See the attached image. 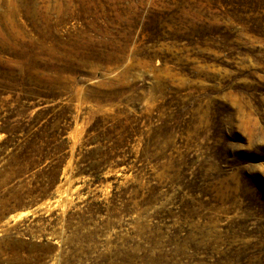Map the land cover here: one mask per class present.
I'll use <instances>...</instances> for the list:
<instances>
[{
  "label": "rangeland",
  "instance_id": "1",
  "mask_svg": "<svg viewBox=\"0 0 264 264\" xmlns=\"http://www.w3.org/2000/svg\"><path fill=\"white\" fill-rule=\"evenodd\" d=\"M0 264H264V0H0Z\"/></svg>",
  "mask_w": 264,
  "mask_h": 264
}]
</instances>
